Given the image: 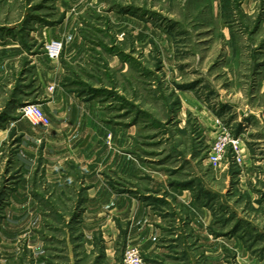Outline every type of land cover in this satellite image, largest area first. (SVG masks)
<instances>
[{"label": "rangeland", "instance_id": "374dc122", "mask_svg": "<svg viewBox=\"0 0 264 264\" xmlns=\"http://www.w3.org/2000/svg\"><path fill=\"white\" fill-rule=\"evenodd\" d=\"M263 67L264 0H0V264H123L128 247L149 264H264ZM54 80L91 127L76 106L50 150L51 126L21 108L44 109ZM225 130L242 165L230 148L210 162ZM83 159L151 207L154 249L111 206L84 216Z\"/></svg>", "mask_w": 264, "mask_h": 264}, {"label": "crops", "instance_id": "0c3cea01", "mask_svg": "<svg viewBox=\"0 0 264 264\" xmlns=\"http://www.w3.org/2000/svg\"><path fill=\"white\" fill-rule=\"evenodd\" d=\"M262 69H264V67ZM262 74H264L263 71ZM54 82L59 85V82L57 80H54ZM235 89L237 90L238 87L236 88L234 87L233 91H235ZM261 92L262 94L264 93L263 89ZM243 93L248 98H255L257 96L256 92H250V90L246 92L243 91ZM46 102L47 103H44L42 105L44 108L42 110L45 112L47 116L50 117V119L52 120V125L50 129L48 128L49 130H47V134L41 133L38 135L39 136L41 135L42 139L45 140L46 148H49V146H51L50 150H52L54 149V147H52L51 145L54 144L52 137H56V136L59 137L61 135H66L67 132L71 133L72 131L71 128L74 127L72 121L76 122V120L78 119L83 121V119H85L87 113L86 108L88 106V103H82L81 105L78 104L77 101H74L72 95H68L63 90H61L60 85L56 90V92L54 93V95L46 99ZM76 106L82 109L81 111L82 113L79 114L80 112L79 110H77V114L75 115V119H76L75 120L74 108H76ZM69 108L70 110L68 111ZM241 115H242L241 117H248L246 111H243ZM79 116H81V118H79ZM66 118H68V121L62 123L61 120H64ZM91 121L93 122V120ZM89 126L91 127L90 123L88 124L87 122L85 123L83 121L82 125H79L77 128L78 130L79 129L84 130V133L83 131H81L82 134L89 135V128H90ZM78 162H79L80 170L82 174H84L86 184L88 185L87 187L88 207L85 210L84 216L91 215V210L94 205H97V208L100 207L99 208L100 211L104 210L106 205L111 206L112 207L111 212L117 211V214L121 213V216H119L121 221L129 222L130 228H129L128 238L130 242L131 241L134 242V244H136L134 246L140 247L142 251H144L145 249L148 250L154 249L156 246V241L160 236V233H158L160 230L152 225L153 222L152 219L154 216L152 215L153 211L150 209L151 207L144 205L141 202H137L128 193H115L114 190L109 186L108 181L102 175H100V173L98 172L96 173V168L95 171L92 170V168L90 167L92 166V162L91 163L88 162L87 159H83ZM117 166L118 169L123 170L124 172L134 167L132 162H130L129 164L125 160L124 163L122 162L120 163V165ZM91 205L92 207H89Z\"/></svg>", "mask_w": 264, "mask_h": 264}, {"label": "built area", "instance_id": "2783aa9c", "mask_svg": "<svg viewBox=\"0 0 264 264\" xmlns=\"http://www.w3.org/2000/svg\"><path fill=\"white\" fill-rule=\"evenodd\" d=\"M64 43L60 39H51L45 43V55L51 61H58L63 53ZM56 86L49 87V92L53 93ZM21 114L33 126L49 128L52 121L49 116L41 109L39 105H26L21 108ZM261 122L264 124V115L261 117ZM231 149L234 163L242 165L244 162V153L242 149V142L240 139H235L226 132H222L220 136L213 143L211 152L209 153L210 162L219 165L226 158L228 149ZM123 264H148L142 257L141 252L135 247H128L124 254Z\"/></svg>", "mask_w": 264, "mask_h": 264}]
</instances>
